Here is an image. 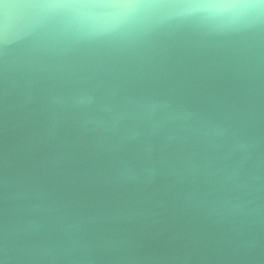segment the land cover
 <instances>
[{"label": "water", "instance_id": "1", "mask_svg": "<svg viewBox=\"0 0 264 264\" xmlns=\"http://www.w3.org/2000/svg\"><path fill=\"white\" fill-rule=\"evenodd\" d=\"M0 264H264V0H0Z\"/></svg>", "mask_w": 264, "mask_h": 264}]
</instances>
